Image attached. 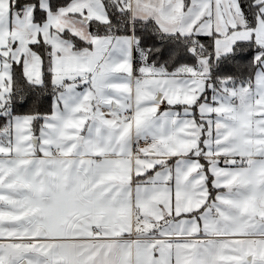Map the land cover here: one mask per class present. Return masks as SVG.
I'll list each match as a JSON object with an SVG mask.
<instances>
[{
    "label": "snow or ice",
    "instance_id": "obj_1",
    "mask_svg": "<svg viewBox=\"0 0 264 264\" xmlns=\"http://www.w3.org/2000/svg\"><path fill=\"white\" fill-rule=\"evenodd\" d=\"M0 264H264V0H0Z\"/></svg>",
    "mask_w": 264,
    "mask_h": 264
}]
</instances>
